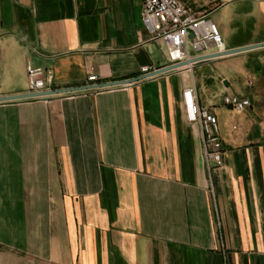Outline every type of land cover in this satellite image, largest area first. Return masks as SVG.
<instances>
[{"label":"crops","instance_id":"0c3cea01","mask_svg":"<svg viewBox=\"0 0 264 264\" xmlns=\"http://www.w3.org/2000/svg\"><path fill=\"white\" fill-rule=\"evenodd\" d=\"M189 3L226 48L264 42V0ZM140 12L141 0H0V97L29 92L27 65L56 89L165 66ZM257 58L264 73L263 46L1 101L0 264H264V119L253 100L223 103L249 98ZM187 87L218 119L220 164L187 119Z\"/></svg>","mask_w":264,"mask_h":264},{"label":"built area","instance_id":"2783aa9c","mask_svg":"<svg viewBox=\"0 0 264 264\" xmlns=\"http://www.w3.org/2000/svg\"><path fill=\"white\" fill-rule=\"evenodd\" d=\"M189 1L191 0H141V21L150 38L163 44L167 60L165 66L227 49L217 26L206 15L195 11ZM189 48L194 51V56ZM194 63L185 66H192ZM154 70L156 69L150 66L140 68L141 75ZM26 71L29 92L56 89L52 79L46 75L45 68L27 65ZM96 80V75L87 77L88 84ZM183 101L188 121L198 124L200 128L206 162L220 164L223 144L216 115L208 107L199 105L192 87L183 90ZM223 103L239 111L250 105L249 99L235 94L225 95Z\"/></svg>","mask_w":264,"mask_h":264},{"label":"water","instance_id":"95a60500","mask_svg":"<svg viewBox=\"0 0 264 264\" xmlns=\"http://www.w3.org/2000/svg\"><path fill=\"white\" fill-rule=\"evenodd\" d=\"M263 46H264V42L256 43V44H252V45H247V46L236 47V48H228L223 52H218V53L209 54V55H203V56L192 58L190 60L180 62L178 64L163 66L161 68H158V69L152 71L149 74L140 75V76L130 78V79L118 80V81H112V82H104V83L91 84V85L58 88V89H55L52 91H44V92H38V93L28 92V93H24V94L4 96V97H0V102L1 101H7V100L41 97V96H47V95H52V94H61V93H66V92H75V91H81V90H87V89H96V88H102V87L124 85V84H128V83H131V82H134V81H137L140 79H144V78H147L150 76H155V75L161 74L163 72H167V71H170V70L191 64L193 62H197V61H201V60H205V59H209V58H213V57L231 55V54H235V53H239V52L252 50L255 48H260Z\"/></svg>","mask_w":264,"mask_h":264},{"label":"rangeland","instance_id":"374dc122","mask_svg":"<svg viewBox=\"0 0 264 264\" xmlns=\"http://www.w3.org/2000/svg\"><path fill=\"white\" fill-rule=\"evenodd\" d=\"M223 40L225 42L224 38H223ZM189 52L191 54H194V51L191 48H189ZM257 56H259V55H257ZM253 61H254L255 67L253 68V70L247 76L248 80H250V84L246 83L245 86H242L241 89H243V92L244 91L247 92L246 96L249 97L248 98L249 101L250 100L254 101L252 105L256 108L257 114H259L260 119L262 120V118L264 119V73H263V71L261 69V60H260V58H257L256 60H253ZM197 62H199V61H197ZM182 67H184V66H182ZM182 67H179V68H182ZM179 68H176V69H179ZM196 72H197V70H195V75L197 74ZM228 79H230V78H228ZM237 84H240V81H237ZM47 96H49V95H47ZM41 97H43V96H41Z\"/></svg>","mask_w":264,"mask_h":264}]
</instances>
